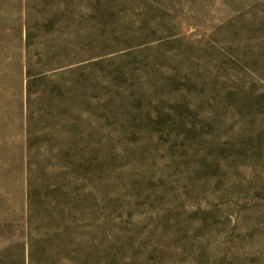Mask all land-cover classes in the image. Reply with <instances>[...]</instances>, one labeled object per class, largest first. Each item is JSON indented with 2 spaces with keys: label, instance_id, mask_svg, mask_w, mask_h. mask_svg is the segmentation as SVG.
<instances>
[{
  "label": "rangeland",
  "instance_id": "1",
  "mask_svg": "<svg viewBox=\"0 0 264 264\" xmlns=\"http://www.w3.org/2000/svg\"><path fill=\"white\" fill-rule=\"evenodd\" d=\"M0 264H264V0H0Z\"/></svg>",
  "mask_w": 264,
  "mask_h": 264
}]
</instances>
